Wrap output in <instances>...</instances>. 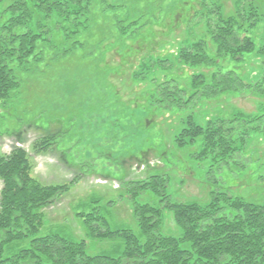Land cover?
Returning a JSON list of instances; mask_svg holds the SVG:
<instances>
[{
	"label": "trees",
	"instance_id": "obj_1",
	"mask_svg": "<svg viewBox=\"0 0 264 264\" xmlns=\"http://www.w3.org/2000/svg\"><path fill=\"white\" fill-rule=\"evenodd\" d=\"M150 1L143 3L147 12L143 14L136 0H0V108L15 107L13 98L23 75L41 71L76 50L91 55V47L99 46L109 29L117 26L120 46L125 47L154 16ZM263 9L250 0L243 5L239 1L229 15L214 7L216 25L208 41H190L176 54L182 66L214 69L207 75L191 72V90L163 76L151 93L152 105L169 112L180 125L173 133V146L184 151L197 144L198 151L191 155L210 158L206 203L176 199L166 174L147 173L144 178L123 180L135 228H111L105 208L94 206L77 212L85 226L83 237L44 232L41 208L70 184L40 182L31 173L27 152L14 147L9 154L0 152V264H264V203L216 189L222 183L215 173L223 166H239L235 157L242 154L250 134L264 126V76L247 82L221 66L222 59L240 60L254 49L250 30L264 18ZM224 93H250L262 100L255 114L238 111L231 117L215 115L197 122L194 110L199 103ZM55 143L41 139L34 146L39 151ZM172 158L178 165L176 154ZM149 191L156 201L138 200ZM165 212L174 217L173 232L163 230ZM112 239L113 254L89 251V242Z\"/></svg>",
	"mask_w": 264,
	"mask_h": 264
},
{
	"label": "rangeland",
	"instance_id": "obj_2",
	"mask_svg": "<svg viewBox=\"0 0 264 264\" xmlns=\"http://www.w3.org/2000/svg\"><path fill=\"white\" fill-rule=\"evenodd\" d=\"M239 1L240 5L246 3L151 0L154 16L125 47L120 46L116 26L106 31L99 46L91 47V55L76 50L41 71L23 75L13 98L15 107L0 108V152L9 154L11 140L21 141L31 173L40 182L70 184L54 202L41 208L44 232L73 239L83 237L85 226L77 212L94 206L105 208L111 228H135L132 201L125 194L123 180L144 178L147 173L166 174L169 192L178 200L207 202L210 158L191 155L198 151L197 144L184 151L173 146V133L180 125L169 112L152 105L151 93L158 87L155 81L163 76L166 80L175 78L191 90V72L207 75L214 69L182 66L176 54L190 41H208L216 25L214 7L229 15ZM250 1L264 8L263 0ZM144 2L136 0V8L143 14L147 13L142 10ZM250 36L254 40L251 52L240 60L227 57L220 64L247 82L264 76V18L250 30ZM261 100L250 93H224L200 102L194 118L203 122L215 115L231 117L238 111L255 114ZM261 129L250 134L242 154L235 157L239 166H223L215 171L222 183L216 189L264 203V126ZM15 130L19 134H11ZM41 139L56 143L36 151L34 142ZM172 154L179 158L178 165L173 164ZM144 196L137 198L157 199L150 191ZM162 227L165 232L175 231L171 213L165 212ZM114 241H91L89 251L113 254Z\"/></svg>",
	"mask_w": 264,
	"mask_h": 264
}]
</instances>
